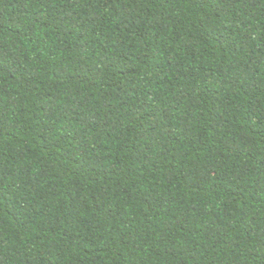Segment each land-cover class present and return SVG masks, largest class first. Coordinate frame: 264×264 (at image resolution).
Masks as SVG:
<instances>
[{
	"label": "trees",
	"instance_id": "1",
	"mask_svg": "<svg viewBox=\"0 0 264 264\" xmlns=\"http://www.w3.org/2000/svg\"><path fill=\"white\" fill-rule=\"evenodd\" d=\"M0 264H264V0H0Z\"/></svg>",
	"mask_w": 264,
	"mask_h": 264
}]
</instances>
